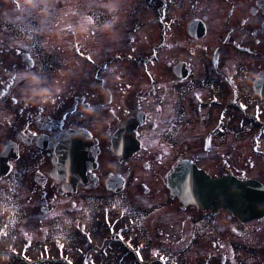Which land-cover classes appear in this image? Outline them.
<instances>
[{"label": "flooded vegetation", "instance_id": "flooded-vegetation-1", "mask_svg": "<svg viewBox=\"0 0 264 264\" xmlns=\"http://www.w3.org/2000/svg\"><path fill=\"white\" fill-rule=\"evenodd\" d=\"M197 1L203 4L202 9H194L190 0H183L184 3L178 9L168 13L167 22L168 28L171 26V32L165 78H163L164 75L161 76V83H157L155 68L152 79L149 77L150 83L146 89L147 93L151 92V97L139 98L137 95H132L128 100V105L131 111L137 113L142 111L146 121L153 123L154 117L160 113L161 106L158 102L165 91L169 99L167 100L169 121H176L188 127L208 117L214 122L221 119V123L230 125L232 128L231 124H234V86L236 89L241 88L243 94L239 102H244L247 107H251L254 103L264 104V101L251 91L256 80L264 79V0H254V6L249 9L244 8L239 18L235 15L232 3L228 4L230 10H225L219 2V6H216V3H208L206 6L203 1L206 3L210 0ZM225 1L228 3L227 0ZM195 20H201L205 24V36L209 34V25L218 27L225 24L216 32V45H200L207 37L199 41L191 40L188 31L189 23ZM180 22H184V26L181 31H178L176 25ZM239 30L242 31L240 37L236 35ZM177 41H183L184 44L178 45ZM224 44L227 49L225 53ZM234 55L246 59L236 69ZM255 62H257V67H248L249 64ZM109 95L111 94L105 85H100L99 89L91 91L92 103L88 109H94L93 114L87 116L75 114L76 119L72 125L66 127L81 131L86 139H92L93 146L88 148L85 155L87 161L94 157V163H85L84 175H80L79 169H76L78 172L67 177L65 182L63 180L57 182L51 177L53 169L51 146L56 138L64 134L63 129L66 128L63 125L55 123L60 127L59 129L56 127L45 132L35 130L36 134H43L45 137L38 144L34 141L29 144L28 136L22 132L15 133L13 128L9 131L10 133L7 132V139H15L19 143L20 155L28 161V164L23 167L32 177L26 181L15 178L1 181L0 236L4 231L12 233L25 231L30 228L35 216L41 212H50L52 207L47 206L50 198L46 194H53L54 197L71 196L76 198L77 204H91L95 199L99 200L104 197L106 193H112L110 190L116 177H124L140 166L143 169L141 170L143 178L135 181L133 191H129L130 194L123 202H138L139 204L143 201V195L146 196L152 191L145 187V180L149 175H154L155 171H151L154 165L147 163L146 160L148 158L158 159L154 152L144 149L142 163H137L139 153L133 158L135 163H130L114 158L110 152L108 144L111 135L126 113L121 111L120 115H116L119 109L110 108L112 100ZM142 98L146 101L145 106H142ZM212 100H219V106L207 105ZM203 101H205V106H201ZM201 108L207 110L208 114L201 115ZM82 119H93L92 124L96 131L91 133L87 130L83 126ZM204 144L207 146V141ZM216 146L219 149V144ZM80 152L83 156V149ZM203 162L216 168L220 166L222 171L225 169L234 172L242 179L253 178L250 176L251 169L234 159V149L224 161V165L223 162L216 165L209 160ZM18 167L21 166L15 165V169ZM14 188L16 192L23 191L27 195L16 196L20 201L5 195L7 192L11 193ZM94 191L99 192L96 194L97 198L92 195ZM175 202L169 199L161 206H157V203H153V206L141 203V214L138 210V217L132 223L135 245L140 250L159 251L169 259V261H162L156 257L150 261V264H264V218L240 223L227 214L204 217L206 213L190 211L189 208H182ZM71 207L76 210L78 208L74 202ZM91 218L88 213L79 212L71 219L63 217L60 219L64 223L72 222L76 226L80 223H87L92 230ZM2 239L6 238L2 237ZM11 242L12 244L5 242L0 246L4 249H12L10 245L14 242L13 240ZM6 253L9 251L1 250L0 257H5ZM0 264H14V262L0 260Z\"/></svg>", "mask_w": 264, "mask_h": 264}, {"label": "rangeland", "instance_id": "rangeland-1", "mask_svg": "<svg viewBox=\"0 0 264 264\" xmlns=\"http://www.w3.org/2000/svg\"><path fill=\"white\" fill-rule=\"evenodd\" d=\"M38 1V0H37ZM53 1V0H52ZM241 1V0H240ZM8 3H10L7 0ZM25 2L24 0L22 1V3ZM100 2H102V0H100ZM99 2V3H100ZM96 3V0H62V6H60V8L63 9H68L70 11L73 12V16L70 15L69 12L67 11H63L60 18H48L45 17L44 14L41 15L42 18V25L44 26V30L46 32V35H52L50 32H53V36L55 38L58 37V41H60V46L61 49L60 51L65 55V56H73V59L76 58L77 59V54L75 53V46L77 42H82V41H91L94 40L95 38H100L101 35L98 36L97 31H95V33H91L89 31V27L93 22L95 21V23L98 26H102L101 21L106 17V15L103 16L102 11L100 12H94V13H89L87 16L82 15L80 12L83 9H86L88 6H92L93 4ZM19 5H20V1H19ZM142 4H138V2L132 3L130 4L126 10L124 11V13H126V16L129 17H134V8L141 6ZM76 6L81 7V8H75ZM83 6V7H82ZM1 5H0V17L3 16V14L5 13V18H7L8 21H12L10 20V18H14L16 16V19H18L20 21V19H24L23 18V14L20 12H14L16 11V9L14 8V6L11 4L10 7L8 6H4V7H8V10L5 9H1ZM94 8H90L89 11H92ZM241 9V8H240ZM35 12H39V10H35ZM15 13V14H14ZM15 19V20H16ZM56 19L58 21V24H63V28L60 29L57 27V22ZM75 19H79V20H85V22L91 23L90 25H80L77 24L75 22ZM107 18H105L104 20H106ZM40 22V21H39ZM38 22V24H39ZM44 22H46L44 24ZM37 24V25H38ZM13 28H14V34H11L7 31H5L4 33L0 32V37L3 40H8L10 38H13L18 36L17 33L18 31H23V29L26 27L24 23L21 22H13ZM36 25V26H37ZM3 28H6V25L3 26ZM41 30V28H39ZM63 29H65L63 31ZM39 30V31H40ZM38 31V32H39ZM103 31V28H102ZM67 33H69L70 35H66ZM118 36L116 39H110L109 41V32L106 33V35L104 36V40L105 43H110L111 44V48L109 49H115L113 51H111L114 55V52H124V48H121V45L123 44V40H122V35L120 32H117ZM93 34V35H92ZM103 38V37H102ZM67 42V43H66ZM104 44V42H102L101 46ZM97 47L100 49V51L102 50V48L100 46L97 45ZM69 52L68 54L66 52ZM103 57H105V55H103ZM123 60H126V56H122ZM77 70V68H76ZM116 71L118 72L119 69L117 68ZM133 83V82H131ZM222 141L225 143L226 141V135H221ZM158 143L163 146L166 145L165 143H167V139L165 138L163 141L165 143L162 142V140H157ZM115 211H117V209H114ZM103 230V229H100ZM26 255L29 258L32 257H36V256H43V255H55L58 252L57 246L55 244L54 240L51 239H41L38 240L36 243H30L28 245V247L25 249Z\"/></svg>", "mask_w": 264, "mask_h": 264}, {"label": "clouds", "instance_id": "clouds-1", "mask_svg": "<svg viewBox=\"0 0 264 264\" xmlns=\"http://www.w3.org/2000/svg\"><path fill=\"white\" fill-rule=\"evenodd\" d=\"M102 3L105 11L111 16V19L106 22V28L111 34L110 38L116 39L118 33L114 30V25L120 19L118 12L121 7V0H102ZM33 6L34 0H26L25 7ZM38 31L34 30L33 35ZM31 38L32 36H29V39ZM16 75L24 82L23 97L30 104L51 103L53 98L63 91L64 85L59 77L50 82L48 76L41 70H21ZM64 75L67 76L68 73L65 72ZM93 112L94 109H83V114L86 116L92 115Z\"/></svg>", "mask_w": 264, "mask_h": 264}, {"label": "water", "instance_id": "water-1", "mask_svg": "<svg viewBox=\"0 0 264 264\" xmlns=\"http://www.w3.org/2000/svg\"><path fill=\"white\" fill-rule=\"evenodd\" d=\"M179 172L181 176L183 175V167L182 170L178 169L176 173ZM180 178V177H179ZM204 181V177L201 178ZM212 185L201 186L200 191V202L205 204L208 207H229L234 211V204L236 207H240L242 209H251V205L248 203L247 198H241L237 200L241 196V191L234 189V183L228 185L226 183L221 184L220 182H213ZM184 195V194H182Z\"/></svg>", "mask_w": 264, "mask_h": 264}]
</instances>
